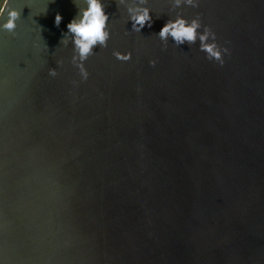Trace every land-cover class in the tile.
I'll return each mask as SVG.
<instances>
[{"label":"water","instance_id":"obj_1","mask_svg":"<svg viewBox=\"0 0 264 264\" xmlns=\"http://www.w3.org/2000/svg\"><path fill=\"white\" fill-rule=\"evenodd\" d=\"M104 4L108 47L74 86L59 43L73 0H13L15 35L0 33V261L264 264V0L182 10L230 48L223 67L198 42L162 50L168 0H149L140 33Z\"/></svg>","mask_w":264,"mask_h":264},{"label":"clouds","instance_id":"obj_2","mask_svg":"<svg viewBox=\"0 0 264 264\" xmlns=\"http://www.w3.org/2000/svg\"><path fill=\"white\" fill-rule=\"evenodd\" d=\"M77 8L75 16L66 25L67 31L62 32L60 45L65 49L71 47L70 64L76 70L79 81L73 80L75 86L78 83L88 81L90 73L86 67L89 58L96 54V49H106L111 38L110 18L105 10L104 0H73ZM169 11L174 12L164 23L157 38L166 50L169 39L179 47L187 43L196 45L197 50L204 54V58L220 67L225 64V57L230 56V48L219 42L214 29L204 24L200 13L192 18H185L183 9L200 7L201 0H168ZM13 0H0V33L15 35L17 21L21 11L12 6ZM117 7L122 8L125 14V23L131 24V32L140 33L146 26L153 25L152 9L148 6L149 0H116ZM179 10V11H178ZM46 13V10H45ZM63 17L57 13L54 24L59 27ZM129 31L126 30L125 35ZM42 38V37H41ZM226 43V42H225ZM38 46V45H37ZM43 48L47 51V45ZM111 55L116 61L127 63L132 60V52L113 50ZM149 65L155 67L157 60H149ZM63 60H57V67H62ZM59 75L57 68H48V76L55 78ZM2 264V261H0Z\"/></svg>","mask_w":264,"mask_h":264}]
</instances>
